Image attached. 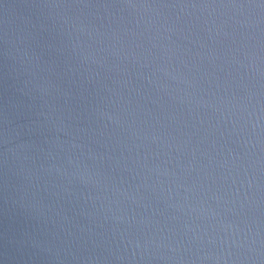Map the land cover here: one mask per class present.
I'll return each instance as SVG.
<instances>
[{
	"label": "water",
	"instance_id": "1",
	"mask_svg": "<svg viewBox=\"0 0 264 264\" xmlns=\"http://www.w3.org/2000/svg\"><path fill=\"white\" fill-rule=\"evenodd\" d=\"M0 264H264V0H0Z\"/></svg>",
	"mask_w": 264,
	"mask_h": 264
}]
</instances>
